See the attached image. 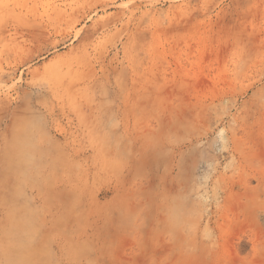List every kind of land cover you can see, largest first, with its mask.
I'll list each match as a JSON object with an SVG mask.
<instances>
[{
    "label": "rangeland",
    "instance_id": "obj_1",
    "mask_svg": "<svg viewBox=\"0 0 264 264\" xmlns=\"http://www.w3.org/2000/svg\"><path fill=\"white\" fill-rule=\"evenodd\" d=\"M38 263L264 264V0H0V264Z\"/></svg>",
    "mask_w": 264,
    "mask_h": 264
},
{
    "label": "bare ground",
    "instance_id": "obj_2",
    "mask_svg": "<svg viewBox=\"0 0 264 264\" xmlns=\"http://www.w3.org/2000/svg\"><path fill=\"white\" fill-rule=\"evenodd\" d=\"M184 171H185V170H184ZM146 172H147V171H146ZM135 176L137 177V176H139V175H134V176H132V177L135 178ZM139 177H140V176H139ZM142 178H144V177L142 176ZM131 179H132V178H131ZM132 180H133V179H132ZM138 188H139V187H138ZM129 193L131 194V192H129ZM140 193H141V192H140ZM138 195H139V194H138ZM138 195H137V197H138ZM131 196H133V195H131ZM144 196H145V195H144ZM144 196H143V197H144ZM131 201H132V199H130V205H131ZM133 203H134V202H133ZM133 203H132V204H133ZM134 204H135V203H134ZM134 204H133V205H134ZM130 205H129V206H130ZM138 205H139V203H138ZM138 205H136V206H138ZM130 207H131V206H130ZM181 208H182V207H181ZM179 209H180V208H179ZM130 210H131V209H129V212H130ZM180 211H181V210H180ZM189 213H190V212H189ZM131 214H132V213H131ZM129 215H130V213H129ZM128 217H130V219H131L133 216L131 217V215H130V216H128ZM129 221H130V220H129ZM129 221H128V222H129ZM182 222H183V221H182ZM187 226H188V225H187ZM135 228H137V227H135ZM127 231H128V230H127ZM40 245H41V244H40ZM40 245H39V246H40ZM29 253H30V252H29ZM33 255H34V254H33ZM38 264H39V263H38Z\"/></svg>",
    "mask_w": 264,
    "mask_h": 264
}]
</instances>
